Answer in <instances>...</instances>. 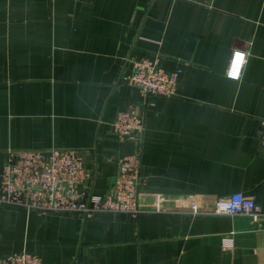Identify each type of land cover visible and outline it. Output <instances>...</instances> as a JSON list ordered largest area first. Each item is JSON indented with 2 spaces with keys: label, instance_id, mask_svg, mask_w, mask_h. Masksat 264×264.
Listing matches in <instances>:
<instances>
[{
  "label": "crops",
  "instance_id": "crops-1",
  "mask_svg": "<svg viewBox=\"0 0 264 264\" xmlns=\"http://www.w3.org/2000/svg\"><path fill=\"white\" fill-rule=\"evenodd\" d=\"M233 50L246 53L238 80ZM179 69L178 94L142 96L130 59ZM142 106L140 146L111 131ZM264 0H0V172L8 150L73 148L88 191L111 192L140 148L143 212L37 214L0 206V256L42 264H264V218L200 213L241 193L264 210Z\"/></svg>",
  "mask_w": 264,
  "mask_h": 264
},
{
  "label": "built area",
  "instance_id": "built-area-1",
  "mask_svg": "<svg viewBox=\"0 0 264 264\" xmlns=\"http://www.w3.org/2000/svg\"><path fill=\"white\" fill-rule=\"evenodd\" d=\"M245 59V52L232 51L226 72L228 78H240ZM234 70L236 75H233ZM180 73L179 69L165 70L159 57L153 60L140 57L130 59V72L123 80L142 96L171 97L178 94ZM141 108L133 106L116 114L110 128L119 140L131 141L138 146L142 144L145 124ZM258 138L260 149L264 150V119ZM140 171L138 148L118 160L111 192L97 196L87 189L90 174L83 165V155L79 150L57 147L8 150L0 172V206L19 207L43 215L63 213L90 218L96 214L109 213L136 217L143 212L140 195L144 184ZM184 207L193 215L204 212L251 220L264 218V210L255 200L241 193L212 200L210 206L191 200ZM0 264H42V260L37 254L23 249L0 256Z\"/></svg>",
  "mask_w": 264,
  "mask_h": 264
},
{
  "label": "snow or ice",
  "instance_id": "snow-or-ice-1",
  "mask_svg": "<svg viewBox=\"0 0 264 264\" xmlns=\"http://www.w3.org/2000/svg\"><path fill=\"white\" fill-rule=\"evenodd\" d=\"M236 67H237V69H238L239 65H237ZM233 75H236V71H235V70H234V72H233Z\"/></svg>",
  "mask_w": 264,
  "mask_h": 264
}]
</instances>
